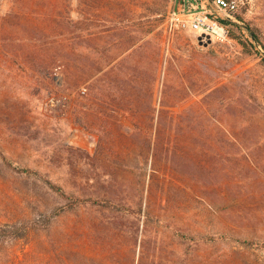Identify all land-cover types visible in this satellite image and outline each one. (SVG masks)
Wrapping results in <instances>:
<instances>
[{
	"label": "rangeland",
	"instance_id": "obj_1",
	"mask_svg": "<svg viewBox=\"0 0 264 264\" xmlns=\"http://www.w3.org/2000/svg\"><path fill=\"white\" fill-rule=\"evenodd\" d=\"M236 2L202 41L170 0H0V222L44 219L55 264H264V0Z\"/></svg>",
	"mask_w": 264,
	"mask_h": 264
},
{
	"label": "trees",
	"instance_id": "obj_2",
	"mask_svg": "<svg viewBox=\"0 0 264 264\" xmlns=\"http://www.w3.org/2000/svg\"><path fill=\"white\" fill-rule=\"evenodd\" d=\"M37 5L34 0H11V4L9 9L4 12H42L41 14H45L47 12L45 10L44 0H40V4L38 8L35 7ZM224 23L236 25L235 22H232L230 19H222ZM37 30L47 31L49 27V21L45 24L33 25ZM239 28H242L239 26ZM251 35H253L251 33ZM239 42L243 46L244 49H247V44L245 40L239 38ZM55 55L52 56L53 60H50L46 63V67L50 69L54 67L57 60L65 59V57L71 53V49H69L66 45L60 44L55 49ZM60 67V64H58ZM74 67V66H73ZM68 69V66L65 67ZM81 73L85 72H77L74 70L72 75L75 77V80L81 81L84 77H82ZM4 159L3 157H1ZM26 171H29L28 169ZM49 186L55 191L58 195L66 199L65 206L62 207V210H69L73 207L77 206L80 203H98L97 199L92 198H78L74 197L71 194L65 193L61 187L51 183L46 180ZM58 211H55L53 215H56ZM49 228V223H47L44 219H16V220H7L0 222V264H55L53 261V257L49 254V252L42 248L41 250L35 249L32 246V236L37 234L40 231H47ZM59 264H66L65 261H61Z\"/></svg>",
	"mask_w": 264,
	"mask_h": 264
},
{
	"label": "built area",
	"instance_id": "obj_3",
	"mask_svg": "<svg viewBox=\"0 0 264 264\" xmlns=\"http://www.w3.org/2000/svg\"><path fill=\"white\" fill-rule=\"evenodd\" d=\"M236 0H170L165 16L170 31H190L202 40H222L227 26L222 19L234 18Z\"/></svg>",
	"mask_w": 264,
	"mask_h": 264
}]
</instances>
